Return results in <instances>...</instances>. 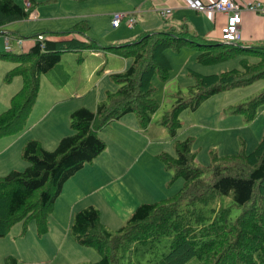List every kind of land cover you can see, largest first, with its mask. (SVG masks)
Masks as SVG:
<instances>
[{
  "label": "trees",
  "instance_id": "trees-1",
  "mask_svg": "<svg viewBox=\"0 0 264 264\" xmlns=\"http://www.w3.org/2000/svg\"><path fill=\"white\" fill-rule=\"evenodd\" d=\"M27 1L30 7L15 0H0V35L17 36L6 27L28 20L40 5ZM90 30L87 20H80L64 32L38 30L31 36L36 43L28 52H0V61L15 64L5 83L10 84L15 78L23 81L9 108L0 114V140L26 129L38 100L42 76L53 71L64 54L110 51L133 60L126 71L111 75L120 88L108 93L107 100L98 104L95 111L81 108L72 114L73 134L64 137L52 151L38 140H29L22 150L28 168L0 177V239L6 238L14 225L27 226L32 221L40 236L47 234L65 183L106 150L101 131L133 114L150 140L157 139L154 130L158 125L168 130L177 155L161 153L158 159L166 170L174 171V180H184V186L171 198L141 204L116 230L102 222L95 206L74 213L70 226L74 241L81 247L95 249L101 257L88 264H264V135L253 152L213 156L211 167L194 166L193 140H178L183 111H195L213 96L264 80V48L208 41L193 34L186 22L145 32L132 42L116 46L101 45L88 36ZM47 35L57 39H48ZM186 46L200 53L197 60L202 65L218 64L235 54L245 58L240 69L221 74L190 71L195 84L189 87L187 96L179 92L172 110L155 123L153 117L160 105L154 98L153 81L156 77L164 83L170 80L173 65L166 52ZM262 104L264 93L234 112H248V121L252 122ZM208 173L210 179L206 178ZM224 196H230L233 205L222 204L218 208V201ZM199 203L213 206L210 222L203 223L197 215ZM234 208L242 213L232 219ZM5 264L19 261L8 256Z\"/></svg>",
  "mask_w": 264,
  "mask_h": 264
},
{
  "label": "rangeland",
  "instance_id": "rangeland-1",
  "mask_svg": "<svg viewBox=\"0 0 264 264\" xmlns=\"http://www.w3.org/2000/svg\"><path fill=\"white\" fill-rule=\"evenodd\" d=\"M15 1L22 6H27L23 0ZM34 2L40 4L35 10L38 16L30 17L24 22L8 25L7 31L14 32L17 36L0 35V52H28L36 43V39L31 38V36L38 30L68 31L80 19H86L91 26L88 36L94 40L104 38L103 44L111 42L115 31V33L118 31L131 32L126 24L119 29H114L107 17L95 16V14L108 11H112L111 17L119 13L137 14L136 29L144 22H147L148 26H153V30H161L167 24H179L177 16L164 19L159 10L151 9L150 4L146 3L145 0H35ZM125 8H129V10H125ZM46 37L57 39L54 35H47ZM7 39L9 40L8 43L6 42ZM207 40L225 43L219 33L213 34ZM19 41H21V45ZM166 54L173 65V70L168 82L164 83L158 77L153 81L155 86L154 98L160 105L158 112L153 117L155 123L166 112L172 110L179 92L187 96L189 87L195 84L194 78L189 75L190 71L202 75L221 74L240 69L241 60L245 58L240 54H235L233 58L227 61L207 66L198 62L200 53L189 46L183 47L179 51L168 49ZM250 59L256 60L254 57ZM126 61H129L130 66L133 63L131 58L126 59L105 51L97 52V54L91 52L64 54L60 64L41 78L43 84L39 94H42L34 109L41 111L46 105L48 108L45 114L49 115V119L44 118L40 125L58 131L69 129V134H73L72 114L81 108L95 111L98 104L107 100L108 93H115L120 85L111 79V75L119 73L122 64H127ZM14 67L15 64L11 62L0 61V114L10 106V103L8 106L4 105L2 100L11 92L18 91L23 84L22 78H15L10 83L12 85L5 83L6 75ZM107 70L114 73L109 74ZM50 82H52L51 92H49ZM54 91H61L66 101L64 103L53 102L51 96H53ZM263 93L264 80H260L250 86L213 96L195 111L185 110L182 112L178 140H193L194 166L211 167L214 164L213 156H231L244 150L251 153L256 149L264 135V104L257 107L256 117L252 122L248 121V112H234V109L256 100ZM48 94L49 105L45 100ZM32 115H38V113L34 112ZM36 133L39 138L43 137L42 129L39 128ZM154 134H156L157 139L152 140V143L149 144L151 147L148 148L145 144L140 145L139 148H142V152H140L141 150L137 151L130 159L128 166V180L132 188L127 187L129 182H125V190L126 194L128 191L135 192L136 209L141 204L157 203L171 198L184 186V180L181 178L174 180V171L166 170L165 165L158 159V155L161 153H167L172 157L177 155L175 143L170 138L168 130L164 126L158 125ZM46 137L48 138V135ZM45 142L47 144V139ZM56 147L49 149L54 150ZM135 157L138 159H134ZM135 177L139 179L136 180ZM210 177L211 173H208L206 178L210 179ZM218 202V208L222 204L225 206L233 205L230 196L221 197ZM124 204L123 206L119 203L113 208L123 210L126 213L125 209L129 206L127 203ZM211 209L213 206L202 203L196 206L197 215L201 216L203 223L210 222V219L214 217ZM135 210L131 209V213L133 214ZM241 213L242 210L234 208L231 218L234 219ZM113 214L115 213L113 212ZM105 216L119 220L118 217L109 216L108 213ZM194 216L196 214H193ZM28 226L37 229L34 221L27 226L18 223L13 226L6 238L0 239V264H5V259L8 256L16 257L19 264H88L97 262L101 258L95 249H90L89 259L88 254L83 250L84 248L75 246L74 243L67 245L68 247H62L63 249L48 248V244H43L44 241L40 240L39 242L40 235L37 231H35L36 236L33 234L30 237L31 231L29 229L27 235Z\"/></svg>",
  "mask_w": 264,
  "mask_h": 264
},
{
  "label": "crops",
  "instance_id": "crops-1",
  "mask_svg": "<svg viewBox=\"0 0 264 264\" xmlns=\"http://www.w3.org/2000/svg\"><path fill=\"white\" fill-rule=\"evenodd\" d=\"M145 1L146 3L150 4L151 9L159 10L162 18H164L161 14L162 11L170 8L172 9L171 17L177 16V18L179 19L178 25L167 24L161 30L167 28L169 25L179 26L181 25V23L186 22L193 34L207 39L213 34H221L222 27L226 23V16L222 14L212 16L207 13L195 11L186 7L183 3V0ZM199 1L202 4H206L211 3L215 0ZM236 1L242 4L261 3L264 9V0ZM125 10H129V8H125ZM111 14L112 11H108L95 14V16L107 17L111 22ZM36 16H38V13L35 11L31 17L33 18ZM80 20H78L77 22H79ZM152 27L153 26H148L147 22H144L137 29L135 28V26L133 29H129L127 27L131 32L118 31L117 33H115V31L110 43L105 42V44H103L105 41L104 38L96 40L105 46L110 44L115 46L121 45L123 43H128L136 40V38H138L145 32L160 31L153 30ZM241 31L242 40L239 42V44L242 47H264V10L259 14L244 11L242 13ZM91 53L97 54V52ZM108 53L112 55H118L115 52L108 51ZM126 62V65L122 64V67L120 68L121 70L118 71L119 73L124 72L129 68L130 63L129 61ZM107 73L111 74L114 72H111V70H107ZM51 83L52 82L49 83V92H51L52 90ZM42 84L43 81L41 80L40 87ZM21 87L22 86H20L19 90L21 89ZM18 91L8 94V96L2 100L4 105L6 104L8 106L11 98ZM41 94L42 93H40L38 96V102ZM51 98L55 103H64L66 101V98L62 95L61 91H54ZM45 100L48 104L49 94L47 95ZM45 106L41 111L40 109H34L32 114L36 112L38 113V115L33 116L31 114L27 127L22 133L0 140V177L6 176L13 170L24 171L28 168L29 164L22 158V150L29 140L36 139L40 141L47 150H52L49 148H52L54 146L56 147L59 141H61L64 137L70 135L69 129L64 128V131H58L47 129L46 127L40 125L42 124L44 118L49 119V115L45 114V111L48 107L46 106L45 109ZM35 116L36 118L34 119ZM39 128L42 129L44 133L42 138H39L36 133ZM156 128H158V126ZM47 135L48 138L46 137ZM100 138H102L106 142V150L92 163L87 164L82 170H80L76 175H74L65 183L62 194L56 202L55 210L50 217L49 232L44 236H39V242L40 240L44 241L43 244H48V248L50 247L63 249L62 247H68L67 245H71L73 243V245L75 246H80L74 241L73 237L71 236V221L74 213L89 206H95L96 208H98L100 211L102 222L108 228L115 230L120 228L124 224V222L127 221L128 217L132 214L131 209L133 211L136 209L135 192L133 193L131 191H128L126 194L125 190V182H129L128 166L132 156L137 151L141 150L140 152H142V148H139V146L145 144V146L149 148L151 147V145L149 144L152 143V140H150L149 136L143 132L139 125L138 119L133 114L126 115L122 119L112 122L108 127L101 131ZM46 139L47 144L45 142ZM136 157L134 159H138ZM135 179L138 180L139 178L135 177ZM127 187L132 188L130 182L127 183ZM119 203H121L123 206L125 205L124 203H127L131 209L129 207H126V213H124L123 210L114 209L113 207H115ZM113 212L115 214H113ZM107 213L109 214V216H113L115 218L118 217L119 220H113V218L110 217L106 218L105 215ZM27 229V235L29 233V229L31 231L30 237L33 236V234L35 235V231H37V229H35V227L33 226H28ZM54 243L55 245L53 246ZM81 248H84L83 250L86 251V253L88 254L87 256L90 259V249L85 247Z\"/></svg>",
  "mask_w": 264,
  "mask_h": 264
},
{
  "label": "built area",
  "instance_id": "built-area-1",
  "mask_svg": "<svg viewBox=\"0 0 264 264\" xmlns=\"http://www.w3.org/2000/svg\"><path fill=\"white\" fill-rule=\"evenodd\" d=\"M27 7L31 4L27 0ZM186 7L198 12L207 13L212 16L222 14L226 16V23L222 27L221 37L225 43H239L242 40V13L249 11L255 14L261 13L264 9L261 3H246L242 4L236 0H215L211 3L202 4L199 0H183ZM164 18L172 16V9L167 8L162 11ZM136 14H114L111 17V24L113 28H119L121 25L126 24L129 29H133L137 24ZM7 43L9 40L7 39ZM21 44V41H19Z\"/></svg>",
  "mask_w": 264,
  "mask_h": 264
}]
</instances>
